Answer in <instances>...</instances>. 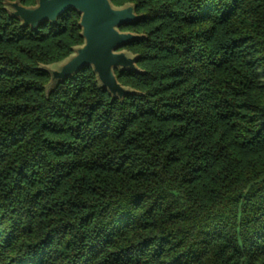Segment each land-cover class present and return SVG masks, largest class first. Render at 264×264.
Returning a JSON list of instances; mask_svg holds the SVG:
<instances>
[{
	"label": "trees",
	"instance_id": "obj_1",
	"mask_svg": "<svg viewBox=\"0 0 264 264\" xmlns=\"http://www.w3.org/2000/svg\"><path fill=\"white\" fill-rule=\"evenodd\" d=\"M4 1L0 264H264V0H111L141 15L122 99L90 66L47 90L80 14Z\"/></svg>",
	"mask_w": 264,
	"mask_h": 264
},
{
	"label": "water",
	"instance_id": "obj_2",
	"mask_svg": "<svg viewBox=\"0 0 264 264\" xmlns=\"http://www.w3.org/2000/svg\"><path fill=\"white\" fill-rule=\"evenodd\" d=\"M4 3L9 15L31 29H36L45 21L55 23L70 8L80 14L78 24L83 43L74 46L72 53L59 61L57 67L40 65L50 75L47 90H52L81 68L90 66L99 85L107 89L112 98L122 99L125 95L138 92L121 84L115 74V69L142 71L136 64L138 54L121 48L129 41L143 36L119 28L141 17L135 12L133 3L121 6L113 5L111 0H36L33 5H23L19 0H5Z\"/></svg>",
	"mask_w": 264,
	"mask_h": 264
},
{
	"label": "rangeland",
	"instance_id": "obj_3",
	"mask_svg": "<svg viewBox=\"0 0 264 264\" xmlns=\"http://www.w3.org/2000/svg\"><path fill=\"white\" fill-rule=\"evenodd\" d=\"M47 66H49L51 68L57 67L58 66V62L49 63V64H47Z\"/></svg>",
	"mask_w": 264,
	"mask_h": 264
}]
</instances>
